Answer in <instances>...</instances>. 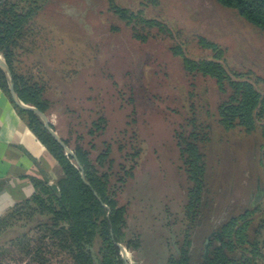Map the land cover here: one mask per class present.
<instances>
[{
    "label": "rangeland",
    "instance_id": "374dc122",
    "mask_svg": "<svg viewBox=\"0 0 264 264\" xmlns=\"http://www.w3.org/2000/svg\"><path fill=\"white\" fill-rule=\"evenodd\" d=\"M112 5L128 9L135 20L122 18ZM141 18L159 20L171 33L144 28ZM200 36L224 51L220 61L233 79H248L263 90L258 78L264 77V31L216 0H45L17 48L16 72L44 89V113L73 152L81 146L95 161L110 145L114 163L101 169L110 171L118 187L119 177L132 170L117 189L126 206V232L141 239L137 250L124 245L129 264H167L187 233L193 264H199L213 233L246 210L255 211L249 234L264 253L261 133L226 130L218 107L228 95L214 80L188 74L172 52L178 45L192 59H214L212 50L199 45ZM101 117L105 128L93 134ZM192 117L209 131L201 144L207 172L196 223L186 215L192 183L178 144ZM14 213L0 221V264H35L39 247L50 264H74L36 229L45 218Z\"/></svg>",
    "mask_w": 264,
    "mask_h": 264
},
{
    "label": "trees",
    "instance_id": "16d2710c",
    "mask_svg": "<svg viewBox=\"0 0 264 264\" xmlns=\"http://www.w3.org/2000/svg\"><path fill=\"white\" fill-rule=\"evenodd\" d=\"M216 1L235 10L245 21L264 31V0ZM44 2L45 0H0V53L10 68L20 99L46 112L49 105L44 97V89L15 70L17 48L24 38L27 25L40 12ZM112 6L122 18L135 20V14L128 9ZM138 23L144 28H157L160 32L171 33L165 23L156 19L141 18ZM136 37L143 41L148 40L147 34H137ZM198 43L202 48L212 50L215 53L214 59H192L178 45L172 47V52L182 58L183 67L188 74L214 80L220 92L228 95L218 107L219 123L226 130L241 129L246 133H261V162L264 169V77L258 78L263 90L248 79H233L220 61L224 51L219 45L203 36L198 38ZM0 85L10 92L7 77L2 69ZM17 109L33 132L56 157L62 175L55 184L34 180L33 195L7 214H21L27 211L30 218L35 215L45 218L36 225V229L38 232H44L43 239H51L59 249L67 252L74 264H125L117 243L131 250L141 247L139 235L128 236L126 206L121 205L117 199V189L126 183L127 177L133 175L132 170H127L119 177L121 186L114 185L110 171L101 169L107 165L112 167L114 163V160L110 159V145L95 161L88 149L77 146L74 152L80 161L78 164L50 134L39 115L20 107ZM189 123L192 127L190 130L178 133V144L192 183L188 191L186 215L192 223H196L203 204L207 172L206 157L201 144L208 139L209 131L202 123H198L196 117H192ZM105 124L106 119L99 118V121L94 123L95 130L91 132L94 134L96 130H104ZM65 142L68 144L67 140ZM138 154L139 151L132 156ZM254 212L246 210L232 216L219 231L213 233L207 252L199 264H260L264 260L262 247L256 239H251L249 234ZM191 245L192 240L187 233L184 240L178 243V254L170 255L167 264H193ZM239 249L242 250L240 256H234L232 253ZM32 260L35 264H50L42 247L33 253Z\"/></svg>",
    "mask_w": 264,
    "mask_h": 264
},
{
    "label": "crops",
    "instance_id": "0c3cea01",
    "mask_svg": "<svg viewBox=\"0 0 264 264\" xmlns=\"http://www.w3.org/2000/svg\"><path fill=\"white\" fill-rule=\"evenodd\" d=\"M18 107L0 85V218L33 195L34 180L55 184L62 175L58 160Z\"/></svg>",
    "mask_w": 264,
    "mask_h": 264
},
{
    "label": "water",
    "instance_id": "95a60500",
    "mask_svg": "<svg viewBox=\"0 0 264 264\" xmlns=\"http://www.w3.org/2000/svg\"><path fill=\"white\" fill-rule=\"evenodd\" d=\"M0 68H2L3 72L5 73V75L7 77V80H8V83H9L10 92H11L13 98L15 99L17 105L19 107H21L22 109L29 110V111H34L37 115H39L41 117L45 127L50 132V134L63 146V148L65 149L66 153L71 155V156H73L74 159L77 161V163L80 164V161L78 160V158L75 155V153L73 152V150L67 145L65 140L62 139L57 134V132L54 130V128H53L52 124L50 123L49 119L47 118L46 114L43 111H41L40 109H38L37 107H35L33 105H30V104H26L20 99L19 95L16 92L13 78L10 75V68L7 65V63L4 60L1 59V55H0ZM209 239H210V237L208 238L206 244H208ZM117 244H118V246L121 249V253H122V255H123L124 259H125V264H129V261H128L127 257H126V251L127 250H126L125 246L123 244L119 243V242ZM207 248H208V245H206V252H207Z\"/></svg>",
    "mask_w": 264,
    "mask_h": 264
},
{
    "label": "bare ground",
    "instance_id": "6f19581e",
    "mask_svg": "<svg viewBox=\"0 0 264 264\" xmlns=\"http://www.w3.org/2000/svg\"><path fill=\"white\" fill-rule=\"evenodd\" d=\"M128 253V252H127ZM128 257H129V255H128ZM130 260V259H129Z\"/></svg>",
    "mask_w": 264,
    "mask_h": 264
}]
</instances>
